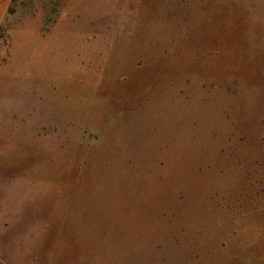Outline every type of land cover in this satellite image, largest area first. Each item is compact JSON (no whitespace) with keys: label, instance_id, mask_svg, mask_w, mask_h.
<instances>
[{"label":"rangeland","instance_id":"obj_1","mask_svg":"<svg viewBox=\"0 0 264 264\" xmlns=\"http://www.w3.org/2000/svg\"><path fill=\"white\" fill-rule=\"evenodd\" d=\"M0 264H264V0H10Z\"/></svg>","mask_w":264,"mask_h":264},{"label":"crops","instance_id":"obj_2","mask_svg":"<svg viewBox=\"0 0 264 264\" xmlns=\"http://www.w3.org/2000/svg\"><path fill=\"white\" fill-rule=\"evenodd\" d=\"M10 7V0H0V26L4 22Z\"/></svg>","mask_w":264,"mask_h":264}]
</instances>
